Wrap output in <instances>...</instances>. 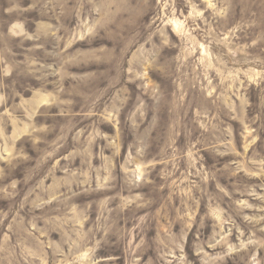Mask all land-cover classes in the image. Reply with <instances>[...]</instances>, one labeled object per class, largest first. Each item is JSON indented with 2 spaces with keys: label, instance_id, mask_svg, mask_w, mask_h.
<instances>
[{
  "label": "rangeland",
  "instance_id": "374dc122",
  "mask_svg": "<svg viewBox=\"0 0 264 264\" xmlns=\"http://www.w3.org/2000/svg\"><path fill=\"white\" fill-rule=\"evenodd\" d=\"M0 264H264V0H0Z\"/></svg>",
  "mask_w": 264,
  "mask_h": 264
}]
</instances>
